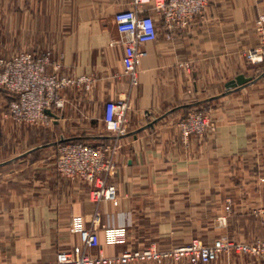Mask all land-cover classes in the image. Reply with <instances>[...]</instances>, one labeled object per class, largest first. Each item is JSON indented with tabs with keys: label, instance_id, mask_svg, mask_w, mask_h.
<instances>
[{
	"label": "crops",
	"instance_id": "1",
	"mask_svg": "<svg viewBox=\"0 0 264 264\" xmlns=\"http://www.w3.org/2000/svg\"><path fill=\"white\" fill-rule=\"evenodd\" d=\"M68 5L53 30H8L9 58L49 54L47 74L73 83L59 90L60 106L47 110L48 126L14 122L8 104L15 96L0 90V264L53 262L58 251L81 244L71 231L76 217L86 226L95 222L108 257L147 242H187L220 217L227 222L216 234L264 239V218L253 212L264 206V73L256 76L245 58L258 44L255 21L264 16V0H211L189 26L174 30L151 5L142 6L155 16L158 37L141 47L135 88L123 74L114 23L131 0ZM240 75L250 81L229 92L227 84ZM126 96L127 132L116 139L117 169L107 180L118 204L95 203L91 186L57 172V148L81 139L113 145L105 104ZM210 105L216 134L184 141L178 122L192 107ZM244 164L250 169L239 171ZM119 225L126 244H105L104 228Z\"/></svg>",
	"mask_w": 264,
	"mask_h": 264
},
{
	"label": "built area",
	"instance_id": "2",
	"mask_svg": "<svg viewBox=\"0 0 264 264\" xmlns=\"http://www.w3.org/2000/svg\"><path fill=\"white\" fill-rule=\"evenodd\" d=\"M210 2L211 0H131L132 8L114 14V23L123 46V74L128 78L130 88L139 85L138 68L145 56L142 45L154 42L158 37L155 16L145 14L142 6L151 5L153 13L161 17L165 28L174 30L189 26L197 16L204 13ZM257 25L258 30H264V18H261ZM262 50L264 48L252 50L247 55L248 61L253 64L263 63ZM49 62V54L35 57L29 53L18 54L7 61L0 60V86L15 96L9 103V115L14 122L42 126L51 123L47 110L60 106L59 90L73 81L66 78L58 80L54 74H47ZM129 109L127 96L105 104L104 130L115 140L126 135ZM178 127L184 141H189L192 135L204 136L207 132L215 130L214 123L200 112L182 119ZM119 148L117 140L113 145L67 142L57 148L56 170L62 177L91 186L89 197L92 202L105 201L116 206L117 189L108 184L107 180L117 168L115 154ZM226 210H230V204ZM254 214L264 218V208L254 210ZM225 223L226 218H220V224ZM71 231L78 234L81 244L58 251L54 261L48 264H130L149 261L161 263L183 259L190 264H212L221 254L232 252L264 259V239L245 243L228 238L217 239L212 244L194 240L186 246L171 250H159L156 247L127 249L119 255L108 257L102 252L95 222L86 226L81 217L73 218ZM104 234L107 245L127 242L125 226L104 228ZM91 250H97V254L91 255Z\"/></svg>",
	"mask_w": 264,
	"mask_h": 264
},
{
	"label": "rangeland",
	"instance_id": "3",
	"mask_svg": "<svg viewBox=\"0 0 264 264\" xmlns=\"http://www.w3.org/2000/svg\"><path fill=\"white\" fill-rule=\"evenodd\" d=\"M70 2H71V0H0V60L7 61L9 59L8 30H53L56 28L55 27L56 19L59 18L60 15L67 10L65 8H67L69 6L68 3H70ZM66 3L68 6L66 5ZM261 18H264V16H261L260 18H258L255 21V34L257 37L258 44L255 48H253V49H251L245 53L246 59H247V55L252 50H259L260 48H264V30H258L259 27L257 25V22ZM262 51L261 52L263 55L264 50H262ZM263 57H264V55H263ZM251 64H253V63H251ZM253 65L256 66V68H255L256 76H260L264 73V62L263 63H255ZM0 90H3L5 92L9 93L6 88L1 87V86H0ZM211 109H212V105L204 106L203 108H200V106L192 107L186 113V115L183 117V119L185 117H187L188 115H191L194 113H199V112L203 113L215 125V130L212 132L211 131L207 132V134L215 135L216 130H217V126H216L215 118L213 116V112ZM8 110H9V104H8ZM180 135H181V133H180ZM192 136L202 137L200 135H192ZM89 144L98 145L95 142H91ZM248 166H249V164L248 165L244 164V166H243L244 168L241 166L239 171H242L243 169L249 170L250 168ZM239 176H240V178L238 179V181L241 182L242 177H241V175H239ZM232 181H235V179L231 180V182ZM261 181L263 182L264 179H262ZM227 203L230 204V207H231L232 202L230 200H228ZM260 208H264V206L260 207ZM260 208H257V209H260ZM257 209H255V210H257ZM229 211H231V208ZM229 211H227V212H229ZM253 212H254V210H253ZM220 218H222V217H220ZM220 218L219 219L216 218L214 222H213V220L208 221L207 225H209L210 227L209 226L206 227V230H205L206 233L203 232L202 236H200V235L199 236H193L187 242H179V243H172V244L171 243L166 244V243H158V242H147L144 244V246H142L143 248H141V249L156 247L159 250H167V249L171 250V249H174L176 247L186 246L194 240H199V241L203 242L204 244H212L215 240L220 239V238L230 239L228 236L218 235L215 233L218 230L224 229L222 227L226 225V223L224 225L220 224ZM226 222H227V220H226ZM214 225H216V227ZM214 233L216 235H214V237L212 238ZM258 239L259 238L255 239L254 241H256ZM245 243H251V242H245ZM218 261H224L225 264H264V259L252 257V256H246V255H239V254H236L234 252H232L230 254H225V253L221 254L218 257L216 262H218ZM149 262H151V261H149ZM182 262L183 263L187 262L188 264H190L185 259L179 260V261H175V260L162 261L161 263H158V264H178V263H182ZM216 262H214V263H216ZM140 263H148V262H140ZM155 263H157V262H155Z\"/></svg>",
	"mask_w": 264,
	"mask_h": 264
},
{
	"label": "water",
	"instance_id": "4",
	"mask_svg": "<svg viewBox=\"0 0 264 264\" xmlns=\"http://www.w3.org/2000/svg\"><path fill=\"white\" fill-rule=\"evenodd\" d=\"M250 80L244 77L243 75L238 76L234 81L227 84L226 88L230 92L233 89H236L238 87H241L248 83Z\"/></svg>",
	"mask_w": 264,
	"mask_h": 264
},
{
	"label": "trees",
	"instance_id": "5",
	"mask_svg": "<svg viewBox=\"0 0 264 264\" xmlns=\"http://www.w3.org/2000/svg\"><path fill=\"white\" fill-rule=\"evenodd\" d=\"M77 142L88 143V144L90 143L89 141H87L85 139H83V140L82 139L81 140H77Z\"/></svg>",
	"mask_w": 264,
	"mask_h": 264
}]
</instances>
